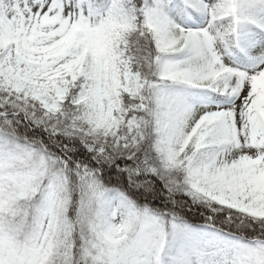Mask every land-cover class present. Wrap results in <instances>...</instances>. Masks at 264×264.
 Segmentation results:
<instances>
[{
	"label": "snow or ice",
	"instance_id": "6c2138e0",
	"mask_svg": "<svg viewBox=\"0 0 264 264\" xmlns=\"http://www.w3.org/2000/svg\"><path fill=\"white\" fill-rule=\"evenodd\" d=\"M0 264H264V0H0Z\"/></svg>",
	"mask_w": 264,
	"mask_h": 264
}]
</instances>
